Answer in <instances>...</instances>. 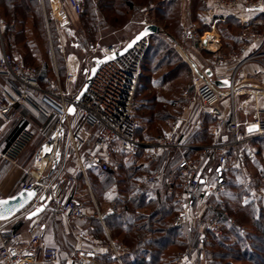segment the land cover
<instances>
[{"label":"built area","instance_id":"1","mask_svg":"<svg viewBox=\"0 0 264 264\" xmlns=\"http://www.w3.org/2000/svg\"><path fill=\"white\" fill-rule=\"evenodd\" d=\"M204 1L207 6L204 18L213 21V24L220 17L235 10L247 11L253 15L264 13L262 0ZM66 3L75 16L82 13L81 0H66ZM5 26L6 22L0 17V77L9 81L0 98V121L21 120L18 107H26L43 118L49 117L48 108L57 118L51 136L39 146L26 169L31 180L24 183L21 190L36 189L37 193L30 205L19 214L20 217L46 204L52 215L68 229L73 230L74 223L84 221L87 215L79 201L80 179L75 174L67 173L70 160L88 186V169L95 168L102 173H112L116 154L125 153L131 158L138 154L140 148L145 147L149 150V161L154 162L165 151H175L183 155L187 150L196 149L195 157L180 158L170 170L159 169L144 174L138 186L144 183L150 188H159L163 195H170L177 188L175 198L178 210L171 224L176 228L198 232L196 247L199 252L209 242L207 234L221 236L225 224L239 232L244 231V227L229 216L222 195L228 184V173L240 170L244 165V149L247 143L264 139V120L260 118L264 109L257 110L256 119L249 122L242 133L234 116L232 101L234 94L241 92L235 87L237 75L259 57V42L264 40L263 35L243 31L237 51L218 54L217 49L206 43L204 33L199 36L193 32L191 25L185 26L181 31L183 39H197L201 51L210 55V65L206 71L211 72V68L215 67L221 68L224 78L217 81H229L230 86L224 89L216 87L206 72H198L193 67L192 91L183 95V113L173 124L166 127L162 137L142 142L135 135L138 123L134 117V97L141 75L140 61L148 46V38L136 44L123 56L103 64L96 71L85 93L77 100L78 92L69 95L63 89L57 72L46 79L45 88L39 87L40 77L45 72L44 67L25 66L5 52L2 36ZM90 50L94 54L100 52L102 57L109 56L117 48L98 50L90 45ZM262 68L264 70V66ZM81 74L86 76L89 70L84 69ZM73 80V75L66 76L67 82ZM226 98L231 100L228 108L223 106ZM70 105L74 106L72 115L67 114ZM200 116L213 120L212 141L207 145L188 144V134L203 126ZM63 118L64 123L60 130V121ZM251 126H256L257 129L247 132V128ZM61 132L64 134V141L59 151ZM34 137L35 133L28 124H21L9 145L5 149L0 148V165H16ZM57 158L58 163L50 178L44 179L45 172L54 165ZM253 194L258 198L264 196V189L254 190ZM92 217L100 221L105 239L89 244L83 241L81 235L70 232L68 237L72 247L66 258L68 264H124L129 252L128 245L109 236L102 214L96 206ZM207 217L210 219L207 220ZM9 221L0 224V264H59L62 261L60 251L54 247L41 249L40 257L38 256L40 223L35 222L28 227V241L22 244L19 234L9 226ZM192 252L187 249L176 259V264H192Z\"/></svg>","mask_w":264,"mask_h":264},{"label":"trees","instance_id":"2","mask_svg":"<svg viewBox=\"0 0 264 264\" xmlns=\"http://www.w3.org/2000/svg\"><path fill=\"white\" fill-rule=\"evenodd\" d=\"M0 0V16L5 20L3 29L4 50L15 60L25 66H43L45 72L40 77L39 87H46V79L53 77L55 70L64 83L66 77L65 59L59 49L54 50V62L49 60V47L44 31L45 21L51 19L48 0ZM84 9L79 21L89 37H92L102 27L120 29L138 14L142 6L147 7L155 16V24L167 36L151 35L141 61V75L138 79L135 98L149 89H165L175 85L181 74H190L189 67L169 45L167 39H179L181 26L179 7L174 1H159L152 6V0H84ZM204 8L203 0H191L192 18L197 19V13ZM160 23H159V22ZM166 27V28H165ZM202 26L200 33L205 31ZM253 30L250 26H241L232 18H227L219 32L224 40L225 49L236 51L239 47V35L242 31ZM86 47V46H83ZM190 76V75H189ZM171 94L153 95L147 100V105H141L134 117L138 127L135 135L142 141H153L164 135L159 130L157 136H150L153 124L176 120L168 111L174 102ZM145 96V95H144ZM203 126L188 134L186 142L191 145H207L212 141L213 120L200 116ZM152 133V132H151ZM63 143V132L59 142ZM58 142V143H59ZM255 152L252 160L245 158L244 165L252 170L247 181L241 170H233L236 178L234 183L227 184L222 195L225 208L230 217L244 227L243 232L225 224L219 237L209 234V242L204 244V254L209 264H264V206L250 196L252 187H258L264 180V139L252 141ZM197 150L190 149L181 155L175 151L163 152L156 161H149V150L140 148L137 155L128 159V163H120L118 159L126 158L125 153L114 156L118 161L116 173H102L95 168H89L87 179L91 190L97 198H111L113 209L104 218L105 225L113 237L125 242L129 247L125 264H173L174 260L188 246L185 228L173 227L171 222L177 213L178 205L175 195L177 188L170 195H163L161 189L150 188L147 184L138 186L146 173L155 170H170L182 157L193 158ZM175 157V159H173ZM252 161V162H251ZM252 169H251V168ZM80 182L83 181L81 178ZM47 209V205L42 212ZM41 212V213H42ZM40 213V214H41ZM92 234L101 237L102 226L97 219L86 218ZM89 219V220H88ZM192 229L189 230V232ZM196 235V234H195ZM104 237L101 239L103 240ZM198 239L195 241L197 244ZM171 252V253H170Z\"/></svg>","mask_w":264,"mask_h":264},{"label":"crops","instance_id":"3","mask_svg":"<svg viewBox=\"0 0 264 264\" xmlns=\"http://www.w3.org/2000/svg\"><path fill=\"white\" fill-rule=\"evenodd\" d=\"M52 8V15L54 18L59 17L61 22L67 20L69 15H74L69 6L66 3V0H49ZM168 1V0H162ZM204 1V0H203ZM182 9L180 16V32L182 29L191 25L192 30L197 35L201 36L203 33L205 34L206 43L213 49H217L218 54H227L235 51H227L225 49L224 40L219 32V27H222V24L225 23L227 18H232L240 23L241 26H250L253 30H245L248 32H256L260 35L264 36V13L259 15H253L250 12H241L240 10H235L229 13V15H224L219 18V20L213 24V21L204 18L206 3L204 1L203 10L197 13V19L194 20L192 18V14L190 11L191 0H181ZM264 4V0H262ZM188 5V6H187ZM187 7V9H186ZM1 17V16H0ZM2 18V17H1ZM242 18V20H240ZM57 19V18H56ZM4 20V19H3ZM5 21V20H4ZM153 24L156 25L159 29L160 27L153 23L147 22L145 25ZM144 25V26H145ZM143 26V27H144ZM202 26H206L205 31L200 33V29ZM162 31L160 30V33ZM243 32V31H242ZM241 32V33H242ZM160 33L158 35H160ZM182 33V32H181ZM179 39H171L174 43L175 52L182 59V61L189 67L190 69V79H193L192 68L194 67L198 72H206L207 76L212 81H217V79L224 78L223 72L221 68H211V72L206 71L209 64L210 55L201 51L198 46L197 39H183L182 35ZM3 38V45H4ZM149 42V41H148ZM239 44H240V35H239ZM240 46V45H239ZM237 51V49H236ZM259 57L253 63L246 65L238 75L236 81V90L241 91L240 93H235L232 101L234 107V116L236 121L240 125V131L243 133L246 125L249 122H252L256 119V112L258 109H264V70L262 66H264V40L259 42ZM65 68H66V76L71 74L74 76V80L72 82H67L66 77L64 80L63 89L69 93V95H74L77 92V88L79 86V71L80 65L77 57L74 54H68L65 56ZM56 72V70H55ZM209 73V75H208ZM8 79L0 77V98L3 95L4 90L8 87ZM176 82V81H175ZM260 90V91H259ZM231 105L230 98H226L223 100V106L228 108ZM21 120H15L10 122H2L0 121V148L5 149L11 140L15 137L19 130V126L21 124H28L29 128L35 133L34 140L29 148L25 151L22 157L19 159L16 165H0V198L12 197L17 194L21 190V186L24 183H27L31 180L30 176L26 173V169L32 161V156L37 151L39 146L45 142L52 134L55 129L57 118L55 114L47 108L49 111V117L43 118L38 116L32 110L26 107H18ZM260 118L264 120V114L260 115ZM253 141V140H252ZM250 141L247 143L245 147V157L248 159H252L253 154L255 152V145ZM244 170L243 174L247 176V181L250 180L251 172L247 167ZM53 166L50 167L44 175V179L50 178ZM232 172V171H231ZM112 174V173H110ZM228 180L229 173H228ZM231 177V175H230ZM80 183V182H79ZM80 201V200H79ZM81 202V201H80ZM83 206V204H82ZM84 208V207H83ZM85 211V210H84ZM108 211V213H110ZM9 226L12 227L18 234L22 244H25L28 241L27 229L28 227L38 222L40 223V250H38L37 254L40 257V251L46 247H54L60 251L62 261L59 264H68L66 258L68 253L72 247V243L69 240L68 234L70 232H74L82 236L84 242H88L89 244H93L97 241V238L93 237L92 231L89 227V224L86 225L87 219L83 222L74 223L71 229L66 228L61 221L57 220L51 213L49 207L39 214L37 217L33 219H26V216L20 217L19 215L10 219ZM2 224V222L0 223ZM83 228L81 229V226ZM105 225V224H104ZM106 228V225H105ZM103 234L104 233V228ZM107 229V228H106ZM104 240V239H103Z\"/></svg>","mask_w":264,"mask_h":264},{"label":"rangeland","instance_id":"4","mask_svg":"<svg viewBox=\"0 0 264 264\" xmlns=\"http://www.w3.org/2000/svg\"><path fill=\"white\" fill-rule=\"evenodd\" d=\"M159 1H162V0H152V6H154ZM48 2L50 5L49 0H48ZM81 2L83 5V9H84V3L85 2H84V0H81ZM174 2H176L178 4L179 19H180L182 2H181V0L174 1ZM42 4H43V2H42ZM147 9H148L147 7L145 8L144 6H142L141 9L139 10L138 14L135 15V17L131 18V20L128 21L127 23H125L122 26V28H120V29H115V28L104 26L101 29H99L98 32L96 31V34H94L92 37H89L88 34L86 33V31L83 30V27L79 21V16L69 15L66 21L61 22L60 21L61 19L59 17H56L57 19L53 17L52 8L50 5L51 19L52 20L51 21L48 20V23L45 21V23H44L46 42H47V45L49 47V60H50V62H52V63L54 62L53 53H54L55 49H59L61 54L64 56V59H65V56H67L68 54H74L77 57V59L79 61V65H80L79 79H78L79 86L77 88V92H79L81 87L83 86L87 76H88V75L85 76V75L81 74L82 71L84 69L89 70V68L93 65V58L96 59L97 57H101L100 52H97L94 54L90 50V45H93L98 50L99 49H106L109 47H113V48H117V49L122 48L131 38H133L143 28V26L147 22H153V23L157 22L155 20L154 14ZM186 9H187V7H186ZM166 29H165V32L160 33L165 37L167 36ZM167 42L169 43V45H171V47L174 46V43L172 42L171 39L168 38ZM83 46H86V47H83ZM191 91H192V80L190 79V76L188 74H181L180 77L176 80L175 85H173V86H170V87L165 88V89H160V90L159 89H156V90L149 89V91L147 90L146 93H142L141 96H136V98L134 97V113L136 111V114H138L137 110L141 105H147L146 98L148 99L149 97H153V95L162 96L163 92H164L165 94H171L170 97L172 99H174L173 100L174 102H172L171 108H169L168 111L171 113V115H173V118L176 120L177 117L179 115H181L184 111L185 102H184L183 95L185 93H190ZM168 126H170V122H168V121L167 122L166 121L161 122V123L156 121L153 124L154 131L152 130L151 131L152 133L150 132L149 135L153 136V137L157 136L159 134L158 133L159 130L162 131V133H164V131L166 130V127H168ZM62 146H63V143L61 141L58 143V150L59 151L62 149ZM128 159H130V158L127 156L126 158H122L121 160L118 159V161H120V163L122 162V163L126 164L129 161ZM173 159H175V157H173ZM118 161L114 162L115 164H113V172L112 173H114V172L116 173L115 170L117 169L116 167H117ZM245 169H246L245 165H243L240 168L241 172H244ZM67 173L75 174L78 176V178H80V176L78 175V173L75 170V167L73 165L72 160H70L68 163ZM230 175H231V177H230ZM244 177L246 178V180L248 179L247 176L244 175ZM229 178H230L228 180L229 183L230 182L234 183L236 178L231 174V172L229 173ZM259 184L260 185H258V187H254V186L252 187V189L250 190V196L259 203L260 207H262V206H264V196H259V198H258L253 194L254 190L260 191V190L264 189V180L262 182H260ZM78 192H79V200L81 201V204H83L85 213L87 215L86 218L90 217V218L94 219L92 217V214H93V212L95 210V206H96L97 209L101 212L102 217H103V222H104V218L107 216L108 211L113 209V205L111 203V198H110L111 196L109 198L107 197L106 199L103 197L100 199L97 198L95 196L94 192L90 188L89 181H88V186L86 185V183L84 181H81L79 183ZM206 219L208 220V219H210V217H207ZM99 223H100V221H99ZM88 224H89V221H87L86 225H88ZM104 224H105V222H104ZM83 225L84 224H82L81 229L83 228ZM100 225H101V223H100ZM106 228H107V230L109 232V236L111 238L118 239L116 237H113V234L111 233V231L109 230V228L107 226H106ZM187 232L188 233L184 237L187 240L188 246L181 254H183L188 249V252L193 251L191 254V256L194 257V259L192 257V259H193L192 264H209L208 263L209 260L206 257V255L204 254V252L206 251V249L208 250L210 248L203 247L202 252H199V250H197L198 247H196L197 244L195 245V241L199 237L198 232L197 233L196 232L194 233V231L189 232V230H187ZM197 234H198V236H197ZM93 237L97 238V240H101L103 237L105 239V234H102L101 237H96V235L93 234ZM208 239H209V237H208ZM118 240H120V239H118ZM123 243H125V242H123ZM181 254H179L177 258H179V256ZM176 259L174 260L173 264H176ZM124 264H125V262H124ZM189 264H191V263H189Z\"/></svg>","mask_w":264,"mask_h":264},{"label":"water","instance_id":"5","mask_svg":"<svg viewBox=\"0 0 264 264\" xmlns=\"http://www.w3.org/2000/svg\"><path fill=\"white\" fill-rule=\"evenodd\" d=\"M147 33V34H145ZM160 33V29L153 24H148L145 25L133 38H131L122 48L117 49L116 51H114L113 53H111L109 56L104 55L102 57L96 58L93 60V65L89 68V74L83 84V86L81 87L80 91L78 92V94L76 95V99H80L81 96L85 93L88 85L90 84L93 76L95 75L96 71L105 63H107L110 59H108L109 57H114L112 59L115 58H119L121 56H123L124 54H126L128 51H130L136 44L140 43L141 41L145 40L146 38H149L151 35H158ZM129 43L133 44L132 48H127V45ZM209 75V73H208ZM226 80H218V81H214V84L216 87L220 88V89H224V88H228L230 86L229 81H227V83L225 84ZM72 107L74 109L73 105H70L67 109V114L68 115H72L74 113V111L72 113L69 112V108ZM63 123H64V118L61 119L60 121V130H62L63 127ZM249 129H252L251 131H249ZM257 128L256 126H251L247 128V132H253L255 131ZM58 163V158L55 159L53 168H55V166ZM203 181H201L202 183ZM29 193H33L34 195H28ZM36 193L37 190L36 189H32V190H20L17 194H15L12 197H7V198H0V200H6L9 201V203L4 204V205H0V212H3L5 214L4 218L0 219V223L1 222H5L8 221L12 218H14L15 216L19 215L20 213H22L24 211V209H26L30 203L35 199L36 197ZM43 206V210L46 207V204L41 205ZM40 206V207H41ZM39 207V208H40ZM42 210V211H43ZM36 211V210H34ZM33 211V212H34ZM40 211L38 213V215L42 212ZM31 212V213H33ZM26 215V219H33L35 217H37L38 215L32 216L31 218H29L30 214Z\"/></svg>","mask_w":264,"mask_h":264},{"label":"snow or ice","instance_id":"6","mask_svg":"<svg viewBox=\"0 0 264 264\" xmlns=\"http://www.w3.org/2000/svg\"><path fill=\"white\" fill-rule=\"evenodd\" d=\"M147 34V33H145ZM133 47V44L132 43H129L127 45V48H132ZM114 57H109L108 59H112ZM225 84L227 83V81L224 82ZM74 111V109L72 107L69 108V112L72 113ZM252 129H249V131H251ZM48 151H50V149H47ZM28 195H34L33 193H29ZM9 203V201H6V200H0V205H4V204H7ZM43 210V206H41L40 208L36 209V211H34L33 213L30 214L29 218H31L32 216H35V215H38V213L40 211ZM5 214L3 212H0V219L4 218Z\"/></svg>","mask_w":264,"mask_h":264}]
</instances>
